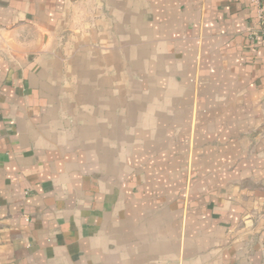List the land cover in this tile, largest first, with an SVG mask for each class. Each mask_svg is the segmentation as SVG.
Returning <instances> with one entry per match:
<instances>
[{
    "label": "crops",
    "instance_id": "0c3cea01",
    "mask_svg": "<svg viewBox=\"0 0 264 264\" xmlns=\"http://www.w3.org/2000/svg\"><path fill=\"white\" fill-rule=\"evenodd\" d=\"M0 0V264H264V0Z\"/></svg>",
    "mask_w": 264,
    "mask_h": 264
},
{
    "label": "built area",
    "instance_id": "2783aa9c",
    "mask_svg": "<svg viewBox=\"0 0 264 264\" xmlns=\"http://www.w3.org/2000/svg\"><path fill=\"white\" fill-rule=\"evenodd\" d=\"M251 2L256 5L258 8H259V11L261 12L262 9H261V0H251Z\"/></svg>",
    "mask_w": 264,
    "mask_h": 264
}]
</instances>
